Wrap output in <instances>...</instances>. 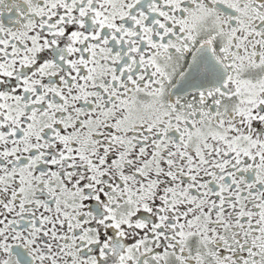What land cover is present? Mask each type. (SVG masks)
<instances>
[{
    "label": "snow or ice",
    "instance_id": "6c2138e0",
    "mask_svg": "<svg viewBox=\"0 0 264 264\" xmlns=\"http://www.w3.org/2000/svg\"><path fill=\"white\" fill-rule=\"evenodd\" d=\"M0 264H264V0H0Z\"/></svg>",
    "mask_w": 264,
    "mask_h": 264
}]
</instances>
